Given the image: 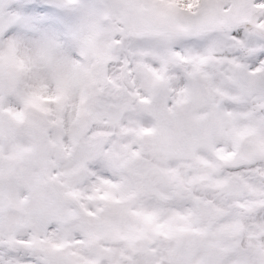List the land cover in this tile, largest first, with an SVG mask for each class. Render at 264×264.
<instances>
[{
	"label": "snow or ice",
	"instance_id": "6c2138e0",
	"mask_svg": "<svg viewBox=\"0 0 264 264\" xmlns=\"http://www.w3.org/2000/svg\"><path fill=\"white\" fill-rule=\"evenodd\" d=\"M0 264H264V0H0Z\"/></svg>",
	"mask_w": 264,
	"mask_h": 264
}]
</instances>
